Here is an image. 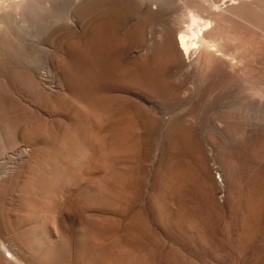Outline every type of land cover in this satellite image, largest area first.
I'll return each mask as SVG.
<instances>
[{
    "label": "rangeland",
    "instance_id": "rangeland-1",
    "mask_svg": "<svg viewBox=\"0 0 264 264\" xmlns=\"http://www.w3.org/2000/svg\"><path fill=\"white\" fill-rule=\"evenodd\" d=\"M263 148L264 0H0V264H264Z\"/></svg>",
    "mask_w": 264,
    "mask_h": 264
},
{
    "label": "bare ground",
    "instance_id": "bare-ground-1",
    "mask_svg": "<svg viewBox=\"0 0 264 264\" xmlns=\"http://www.w3.org/2000/svg\"><path fill=\"white\" fill-rule=\"evenodd\" d=\"M50 4V3H49ZM193 23H194V25L195 24H197L198 23V21L196 20V19H193ZM208 24V23H207ZM206 25V24H205ZM201 32H203L202 30H201ZM192 33H194V32H192ZM190 35V34H189ZM189 35L188 34H183V35H179V37L177 38V39H175V41H173V42H169V52H170V56L173 58V59H175V60H178L177 58L181 55H190V53H191V51H193L192 50V44H193V42L191 41V39H190V37H189ZM193 36V35H192ZM160 56V55H159ZM171 62V61H170ZM245 133V132H244ZM237 134L239 135V133H236V135H235V137H237ZM241 134V133H240ZM187 138V137H186ZM186 138H184V139H186ZM188 139V138H187ZM189 140V139H188ZM251 140V139H250ZM253 141V140H252ZM254 142V141H253ZM185 143H186V141H185ZM247 143H249L250 144V147H252V149L254 150V147L252 146V144H251V142H247ZM258 144V143H257ZM190 145H192V144H190ZM248 145V144H247ZM259 146H261L260 144H259ZM249 147V148H250ZM262 147H263V145H262ZM261 147V148H262ZM264 149V148H263ZM256 151V150H255ZM254 151V152H255ZM194 152V151H193ZM225 157V156H224ZM221 160V159H220ZM224 160V159H223ZM263 161H264V159H263ZM184 162V161H183ZM240 163V162H239ZM189 164V163H188ZM263 164V163H262ZM254 165V164H253ZM264 165V164H263ZM256 168V167H255ZM258 168V167H257ZM188 169V168H187ZM180 172H181V170H180ZM237 172V171H236ZM253 172V171H252ZM257 172H258V170H257ZM262 172V171H261ZM223 173H224V175H225V177H226V172H224L223 171ZM231 173V172H230ZM243 173V172H242ZM182 174V173H181ZM253 174H254V172H253ZM236 175V174H235ZM224 177V176H223ZM224 177V178H225ZM233 177V176H232ZM255 177V176H254ZM260 177V176H259ZM184 178V177H183ZM201 178V177H200ZM187 179V178H186ZM259 179V178H258ZM255 180H256V178H255ZM215 181V180H214ZM251 181V180H250ZM253 182V181H252ZM257 182V181H256ZM261 182V181H260ZM263 182V181H262ZM199 184V183H198ZM214 191V190H213ZM214 195V194H213ZM238 203V202H237Z\"/></svg>",
    "mask_w": 264,
    "mask_h": 264
}]
</instances>
